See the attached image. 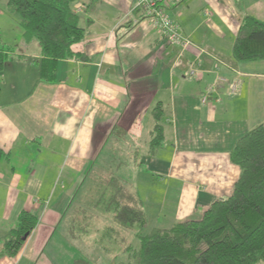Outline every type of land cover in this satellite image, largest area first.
Listing matches in <instances>:
<instances>
[{
    "label": "crops",
    "instance_id": "1",
    "mask_svg": "<svg viewBox=\"0 0 264 264\" xmlns=\"http://www.w3.org/2000/svg\"><path fill=\"white\" fill-rule=\"evenodd\" d=\"M136 1L78 0L85 35L53 82L41 79L38 41L18 25L9 42L0 27V43L13 45L0 72V264H132L135 228L103 206L94 218L100 183L118 180L148 233L200 218L239 178L229 153L264 123V60L236 61L232 46L245 16L264 21V0H162L187 49L166 42ZM156 124L163 139L151 151ZM117 160L132 163L131 176L112 174ZM22 211L36 224L8 256Z\"/></svg>",
    "mask_w": 264,
    "mask_h": 264
},
{
    "label": "trees",
    "instance_id": "2",
    "mask_svg": "<svg viewBox=\"0 0 264 264\" xmlns=\"http://www.w3.org/2000/svg\"><path fill=\"white\" fill-rule=\"evenodd\" d=\"M77 1L6 0L7 10L19 18L25 40L34 38L40 45L44 82L54 81L57 61L73 57L71 46L84 38ZM10 50L0 43V72L12 58ZM232 56L239 62L264 60V21L249 15L242 19ZM159 117L155 108L154 119ZM153 133L151 151L163 139L158 124ZM3 156L0 149V160ZM229 157L240 174L228 197L212 201L200 218L148 233L143 211L132 203V196L118 180L110 178L107 208L114 212L117 224L135 228L140 240L132 264H264V123L239 137ZM35 224V216L22 211L16 227L5 237L4 253L14 256Z\"/></svg>",
    "mask_w": 264,
    "mask_h": 264
},
{
    "label": "built area",
    "instance_id": "3",
    "mask_svg": "<svg viewBox=\"0 0 264 264\" xmlns=\"http://www.w3.org/2000/svg\"><path fill=\"white\" fill-rule=\"evenodd\" d=\"M161 2L162 0H137L136 7L140 8L144 14H146L166 42L180 49H187L188 47L194 46L192 42L181 33L178 23L171 19ZM194 73L195 72L191 70L189 74L192 76ZM222 81L223 79L221 78L216 85L220 84ZM232 89H234V86H232ZM209 91H211L210 88L201 95L202 103L209 102Z\"/></svg>",
    "mask_w": 264,
    "mask_h": 264
},
{
    "label": "rangeland",
    "instance_id": "4",
    "mask_svg": "<svg viewBox=\"0 0 264 264\" xmlns=\"http://www.w3.org/2000/svg\"><path fill=\"white\" fill-rule=\"evenodd\" d=\"M80 9H81V7H79V6L76 7V10H80ZM0 15H1L0 16L1 17L0 18V27L2 28L1 31L2 32L4 31V35L6 36L5 37L6 40H8L9 42H12L11 39H12V37H14L15 32L18 33V31L20 30V28L18 26L19 25V23H18L19 18L17 16V14L12 13V12L7 10L6 0H0ZM1 43H2V41H1ZM11 44L12 43H4V42L2 43V45L5 46V47L13 46ZM127 150H129L128 147H127ZM131 155H129V156H131ZM120 162H121V160H117V162L115 163V166H120V168L112 167L110 169L112 174L113 173H117V175H118L119 171H123V175L125 177L129 176V174L131 176V172L133 171L132 168H131V164L132 163H130V161H124L123 165H120ZM104 175H101L102 178H103ZM109 176H111V175H109ZM108 181H109V179H108ZM112 183H113V181H110V184H112ZM107 185H108V183H106V182L105 183H100L98 187H99V190H101V192L97 193V191H94V193H93V196H94L95 200L93 201L94 206H92L91 209L93 210L95 208L94 209V211H95L94 218L95 219H101V214L97 215V212H98L99 209H101L102 206L105 207L104 209H108L107 208V203L109 201V192H108L109 190L107 189ZM131 185H132V183H131ZM117 186H118V184H117ZM99 197H100V199H98ZM104 209H101V210H104ZM110 213L111 212H109V214Z\"/></svg>",
    "mask_w": 264,
    "mask_h": 264
}]
</instances>
